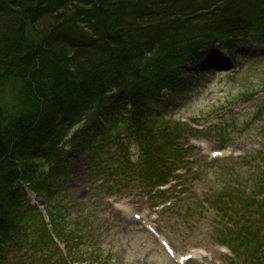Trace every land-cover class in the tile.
Wrapping results in <instances>:
<instances>
[{"label": "trees", "instance_id": "trees-1", "mask_svg": "<svg viewBox=\"0 0 264 264\" xmlns=\"http://www.w3.org/2000/svg\"><path fill=\"white\" fill-rule=\"evenodd\" d=\"M212 39L233 60L239 44L264 46V0H0V231L21 184L41 192L45 166L118 139L126 105L139 128L144 102L184 87L191 49ZM243 229L238 248L261 244Z\"/></svg>", "mask_w": 264, "mask_h": 264}, {"label": "rangeland", "instance_id": "rangeland-1", "mask_svg": "<svg viewBox=\"0 0 264 264\" xmlns=\"http://www.w3.org/2000/svg\"><path fill=\"white\" fill-rule=\"evenodd\" d=\"M216 43V54H221L220 59L230 69L213 72L206 77L194 71V76H201L196 88L183 91L178 96H163L167 110L161 112L163 115L160 117L151 116L145 125L155 141L165 139L166 131L176 133L182 130L191 136L186 146L191 140L202 144V148L193 145L194 149L186 159L184 168H187L190 179L186 176L185 179L190 184L187 189L191 192L189 195L176 193L178 196L175 207L161 212L159 218L152 214L160 200L158 197L149 200L146 198L149 195L148 189L142 184L146 177L140 169L133 138L124 141V148L130 151L129 165L120 174L116 164L123 161L121 153L101 151L104 156L100 160L108 161V166L102 168V173L110 176V180L106 176H99L97 169H93L95 162L89 160L94 156L88 153L78 160L68 162L66 168L60 170L61 173H56L53 166H45L42 173L39 169L38 173L41 175L37 180L41 192L36 193V196H39L38 201L46 212L45 224L47 213H52L53 221L57 223V232L75 241L78 252L75 262L78 264H172L156 240L138 229L130 220L126 221L122 213L113 210L106 196L115 191L116 202L127 195L129 198L133 197L127 207L150 211L155 227L161 230L173 249L195 252L200 259L192 264H227L234 261L235 264H241V260L249 264H264V234L261 244L255 242L257 245H253V250L256 251L252 252V258L243 256L239 260L233 259L231 253L220 247L213 238L214 234L221 235L223 231L214 228L216 223H219L217 228L227 225L226 221L220 223L222 218L212 209L217 202L220 203V199L221 206L229 198L233 199V207L243 201L252 202L253 198L264 202V187L260 185L264 181V56L249 51L244 58L238 57V67H232L228 63L229 56L220 52V44L217 46ZM202 49L204 47L191 49V53L196 51L198 55L191 56L193 61H188V68L192 64L196 65V61L202 57ZM189 52L190 50L183 53L189 56ZM214 57L215 55L211 58ZM189 78L190 75H186L184 81L189 82ZM158 106L160 107L152 104L154 108ZM220 116L223 119L215 123V118ZM167 120L174 128L167 125ZM183 123L196 125L185 127ZM118 126L121 131L125 128L124 124ZM191 127L195 132L190 130ZM217 147L229 148L239 157L207 162L200 151H207L209 148L216 150ZM248 155L249 158H246ZM243 158L244 162L239 160ZM191 195L193 199H199L202 195L210 204L203 208L196 202L193 205L184 204ZM166 198L167 196L164 197ZM263 205L259 204L252 211L260 210ZM30 228L27 225V229ZM45 229L49 235L54 232L53 226L50 229L46 224ZM54 241L58 249V240ZM69 247L72 248L71 243ZM55 260L56 258H52L50 262ZM69 260L66 257L62 262L52 264H69ZM4 262L21 264L23 260L9 255ZM71 264L76 263L71 261Z\"/></svg>", "mask_w": 264, "mask_h": 264}, {"label": "bare ground", "instance_id": "bare-ground-1", "mask_svg": "<svg viewBox=\"0 0 264 264\" xmlns=\"http://www.w3.org/2000/svg\"><path fill=\"white\" fill-rule=\"evenodd\" d=\"M203 39H201V41H202ZM201 41H199V42H201ZM213 41V39L212 40H209V44H208V49H210V50H208L207 49V46L206 47H204V49H202V53L203 52H205L204 54L206 55V58H209L211 55H213V54H215V44H213V47H212V42ZM198 42V43H199ZM217 44V46H218V44H220V43H216ZM196 59H194V61H195ZM191 61H193V59L191 60ZM7 247H4V246H0V255H3V254H5L6 252H7Z\"/></svg>", "mask_w": 264, "mask_h": 264}]
</instances>
